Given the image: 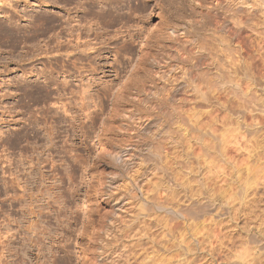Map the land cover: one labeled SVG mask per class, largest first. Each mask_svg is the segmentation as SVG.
Segmentation results:
<instances>
[{
	"label": "rangeland",
	"instance_id": "374dc122",
	"mask_svg": "<svg viewBox=\"0 0 264 264\" xmlns=\"http://www.w3.org/2000/svg\"><path fill=\"white\" fill-rule=\"evenodd\" d=\"M66 4L0 0L1 258L17 264L20 250L28 264H36L40 251L24 228L33 221L50 237L44 249L39 242L47 264H152L135 261L134 245H128L140 225L134 219L152 212L146 191L167 208L156 247L162 264L172 256L175 264H240L237 255L245 251H251L249 264H264V0H142L132 8L114 3L122 17L108 34L120 38L108 45L111 60L94 63L68 60L63 28L79 18L76 4L71 15ZM80 12L82 23L92 24L88 11ZM226 18L231 21L222 29ZM168 25L178 30L179 44L160 42ZM132 34L154 47L155 60L139 59L137 43L134 60H113ZM177 45L196 56L210 54L195 60L200 71L236 76L238 69V90L204 96L185 85L173 93V84L157 80L155 71L171 67L162 54ZM157 84L166 89L150 91ZM222 133L232 142L228 163L222 173L217 164L206 185L201 171L210 156L203 145L218 143L215 135ZM96 232L109 237L94 257L90 248L101 246L91 245ZM124 245L130 247L126 253Z\"/></svg>",
	"mask_w": 264,
	"mask_h": 264
},
{
	"label": "bare ground",
	"instance_id": "6f19581e",
	"mask_svg": "<svg viewBox=\"0 0 264 264\" xmlns=\"http://www.w3.org/2000/svg\"><path fill=\"white\" fill-rule=\"evenodd\" d=\"M66 1H67L66 6H69L68 10H67V12L69 14L68 13L67 14L68 15L72 14L71 12H72L73 8L71 9L70 6L73 4H76V6L74 8L76 9L77 18H79V19H76L74 17L75 19L70 18L69 20H67V22H66L67 25L65 28H63V35H64L63 38H65V39L63 41L64 45L62 47L65 50V52L67 53L68 60H71L72 57H74V58L78 57V58H81L82 60H91V61L92 60H95V61L96 60H111V57H110L111 51H110V48L108 47V45H110L111 41L113 39H115V37L118 38V36L114 37V36H111L110 34H108V32L110 31V30H108V28L109 27L111 28L114 25L113 23H115L114 22L115 19L122 17L121 13L117 14V12L119 11V8L115 5L119 4V6H120V3L122 2V3H125L126 6H128V7L130 6V8H132L133 5L134 6L136 5L137 7H139L140 2H142V0H106L109 3L107 4V2H105V5L103 6L102 3L104 1L103 2L101 1V3H100L99 0H66ZM135 2H137V3H135ZM114 3H115V5H113ZM100 4L102 5V7H100ZM112 5H113V7H110ZM107 6L109 7L108 9H107ZM75 9H73V10H75ZM113 9H115V10H113ZM80 10H86V12L88 11L89 19L91 21H93L92 24L88 25L90 22L89 23L87 22L85 24L82 23V20H80V17H78V13L80 12ZM76 13H74V14H76ZM86 18H88V17H86ZM232 19H233V17L231 18V20ZM70 20H74L73 22L76 23V26L73 25L74 23H71ZM231 20L229 18L222 20V24L220 25V27L222 29L227 28L229 26L228 22ZM125 23H127V22H124V24ZM99 24L100 25L102 24V26L98 27ZM178 33L179 32L177 29H175L174 27H169V25H168L165 29V32L163 34H161L162 36H159L161 38L159 40H160V42L170 41V42L176 43V42H178V39H179L177 36ZM238 33H239V30L236 29L235 30V36H238ZM136 34L130 35V39L123 40V46H121V47H122V49H124L123 52L124 51L125 52L122 53V52H120L121 50L119 52H116V54L113 57V60H125V61L126 60H129V61L134 60L133 43H137V45H142V47L139 51V54H138L139 59H142V57L144 55V57H145L144 59L155 60V59H151V55H150V49H153L154 47H152V45L150 43H147L146 40H145V42H144L145 44H144L143 41L140 39L141 35L138 36ZM126 37L127 36H122L121 39L126 38ZM159 40H157L158 41L157 43L155 41V43L157 45L160 44ZM152 44H154V43H152ZM178 44H179V42H178ZM97 45H100V46L97 47ZM164 48H166V47H163L161 49H164ZM171 51H173V53H171ZM163 52H166L165 54H162L163 58L165 60H169V63H170L169 65L171 67L164 74L161 73L162 68H159L158 70H156L155 73H156V76H158L157 80H159L160 82L163 81L165 83V81H166V82H169L170 84H173L172 85V88H173L172 92L173 93L177 92L180 88L185 87V85H187V86L189 85L196 93H202V95H204V96H206L207 94H209L210 92H212L213 90H216V89H217L218 93L219 92L223 93L224 91H228V90L237 91L238 88L240 87V83L238 80V69H236V72H235L236 76L235 75L231 76V73L230 74L225 73V72L223 73V72H221V70H218V72L214 73L213 75H212V73L207 72L206 69H204L205 71H200V67L197 64V61H195V60H202V59L206 60L207 57L210 56V54L207 55L205 53H199L196 56V54H197L196 51L194 52V51H192L188 48H185V47L179 48L178 45L174 50L171 47H169L168 50L163 51ZM74 53H76V56L74 55ZM216 58H218V57H216ZM218 60H219V58H218ZM92 62L94 63V61H92ZM122 64H124V63H122ZM171 64H174V65H171ZM84 65H85V63H84ZM94 65H96V63ZM97 66H98V63H97ZM100 66L101 65H99L98 68ZM174 66H176L175 70H173ZM104 67H105V65H104ZM98 68H97V70H98ZM67 69H69V68H67ZM120 69H121L120 74L124 73L127 70L124 68V66H123V68H120ZM103 72H105V71H103ZM103 72H102V74H103ZM69 82H71V81H69ZM125 83L128 85V81ZM66 84H68V83H66ZM126 84H123V86L121 88V92L126 90ZM88 87L90 88L91 86H88ZM158 87H159L158 84H157V86L154 85V86L150 87V91H154V92L158 93L160 90L166 89L164 85L162 87H159V88ZM144 92H145V90H144ZM195 130L198 132L197 137H199V138H197V140H199L201 133H202L201 126L198 124L195 127ZM215 138L218 139V143H215V144L205 143L203 145L204 150H205L204 155L210 156L209 157L210 159L209 158L205 159V163L203 164L204 168L201 171V174L205 176L204 181H205L206 185H208V182L211 181L210 180L211 176L209 175V173L212 172L213 169L217 167V164H220L218 166L219 172L220 173L223 172L224 168H223L222 163L223 162L228 163L227 148H229V146L232 143V142L227 140V138L225 137V135L223 133L221 135L216 134ZM247 171L249 173H252V174L257 172L255 168H251V169L248 168ZM191 173L192 172H190L189 174H191ZM194 173L196 174V171H194ZM224 174H225V172H224ZM183 184L187 185L188 182L186 180H184ZM24 191L27 192V190H24ZM24 191H23L22 195H25ZM32 193H34V192H32ZM142 194L152 202V204H153V206H151L152 212L141 214V216H140V214H138L136 218L134 217L135 218L134 220L138 219V222L140 224L138 226V228L139 227L140 228L135 229V231H136V232H134L135 234L132 233L134 236H130V238L132 239V237H134V240H132V242L130 241L128 245L130 247H132L134 245V248L132 247L134 249L133 252L137 256L135 258V261L140 262L144 259H149V261H151L152 264H162L163 255L160 254V250L156 247L158 245H160V242H157V241L160 238L159 235H161V232H160L161 229H158V228H160L159 225H161L160 223H162V220H163L161 213L163 210H165L167 208H165L162 205L159 197H156V195L153 196L152 194H149L146 191H142ZM196 194H200V191H197V193H195L194 196ZM28 196L32 197L31 193L28 194ZM194 196L193 195L187 196V198H188V200H191ZM29 208L33 213V209H34L33 203L29 205ZM27 210H29L28 207H27ZM194 210L192 212H194ZM148 211H150V210H148ZM192 212L189 211V214L191 216H194L195 213L193 215ZM168 213L170 214V211ZM34 214H35V212H34ZM138 222H137V224H138ZM24 228L26 229L25 231L27 232V234L28 233L30 234L27 241L29 240L30 245L34 244L35 246H37L38 247L37 249L41 252V248H40L41 243L39 244V242L41 241L42 243H44V246L43 247L41 246L42 249H44V247L47 246L46 241L50 240V237H48L47 232L45 231V228L44 229L42 228V230H39L38 224L36 222H33V221L29 222V224L27 226H24ZM153 228H155V230H153ZM170 229H172V228H170ZM137 231H138V233H137ZM31 234L32 235L35 234V236H32ZM38 237H40V238H38ZM107 237H109L108 234H107L106 238ZM106 238H104L102 236V233H99V232H96L93 234V237L91 238V245L95 244V241H99L101 244V246H98L97 248L94 246L92 248H90L91 254L93 256L94 255L97 256L98 251L102 252V250L105 248V246H108V242L106 241ZM261 239L264 240V232H262ZM130 243H132L133 245ZM3 244L4 243L1 242L2 246H3ZM128 245L123 246V250H122L123 253L127 252V248L130 249V247H128ZM58 248H61L62 252H65L66 255L69 254V252L66 249L67 248L66 245L62 244V246H61V244H60V245H58ZM5 250H6V248L4 249V251ZM254 250H256V248H254ZM4 251L2 250L1 253L3 254ZM13 251H15V250H13ZM18 251H20V250H18ZM18 251L17 252L15 251V254H14V256H16L17 258L18 257L20 258V260H18V259L15 260V261H17V264H28L29 262L25 258L26 255L22 256L21 255L22 253L20 254ZM21 251H23V250H21ZM119 251H120V247L116 250V252L119 253ZM6 252H7V250H6ZM40 252H39V254L37 253L38 256L36 257V264H47V263H49L50 259H48V261L41 260V258H40L41 253ZM12 254H13V252H12ZM248 254H251V251H245L243 254L240 252V254L237 255V256H239L240 264H249V261L246 258V256ZM4 255H5V252H4ZM20 255L22 258L20 257ZM53 255H52V257H53ZM55 257H57V256H55ZM66 257H68V255ZM174 257L175 256H172V258L169 259L168 264H175L176 260L174 259ZM98 258L100 259V261H105V262L108 261L107 255L102 258V255L98 254L97 259ZM119 258H121V257H119ZM2 259L3 258H1V256H0V264H7L8 263L7 261H5V259H3V260ZM52 259H54V258H52ZM51 261H53V262H51L50 264H52V263L57 264L56 260H51ZM58 261H60V260H58ZM124 263H125V260H124ZM61 264H65V263L61 262Z\"/></svg>",
	"mask_w": 264,
	"mask_h": 264
}]
</instances>
